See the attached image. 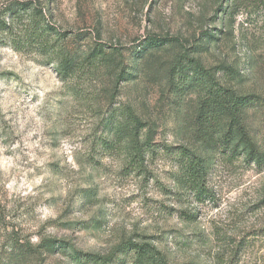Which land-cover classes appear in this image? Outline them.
<instances>
[{"label":"rangeland","instance_id":"obj_1","mask_svg":"<svg viewBox=\"0 0 264 264\" xmlns=\"http://www.w3.org/2000/svg\"><path fill=\"white\" fill-rule=\"evenodd\" d=\"M37 1L67 33L79 69L61 79L44 57L14 50L0 33V264H68L63 246L105 253L160 235L176 263L208 261L223 241H251L239 264L264 258V168L212 159V199L198 201L177 187L174 161L162 152L137 175L125 155H103L97 145L110 137L109 116L129 105L159 147L182 144L211 160L193 133L200 90L175 76L199 63L260 97L244 118L262 146L264 0ZM96 46L113 61L86 63Z\"/></svg>","mask_w":264,"mask_h":264},{"label":"trees","instance_id":"obj_2","mask_svg":"<svg viewBox=\"0 0 264 264\" xmlns=\"http://www.w3.org/2000/svg\"><path fill=\"white\" fill-rule=\"evenodd\" d=\"M0 33L4 35L2 43L9 44L14 50H31L44 57L55 66L54 70L61 79H67L79 69V64L64 45L67 33L56 29L50 12L37 0H10L5 3L0 10ZM146 41L148 44L156 43L153 39ZM158 41L164 43L166 40ZM112 54L96 46L84 60L91 64L97 59L113 61ZM124 65L122 60L113 64L114 68L120 67L118 80L123 77ZM218 68L225 69L231 78L235 77L232 68L222 65ZM185 71L181 75L179 70L175 76L180 75L188 88L200 90L193 133L196 140L211 150V160L182 144L159 147L153 140L150 127L136 116L129 105L113 111L105 124L110 137H101L97 145L102 147L103 155L113 152L125 155V165L137 175L146 173L148 157L162 152L174 161L176 170L171 175L177 187L198 201H209L213 195L208 186L214 165L212 159L219 157L218 161L223 164L238 160L257 171L264 168V143L261 146L255 141L244 118L245 109L257 105L260 97L237 92L216 76L215 69H206L199 63ZM166 241L163 235L143 236L139 240L121 241L105 253L86 252L70 246H63L61 252L69 260L68 264H239L251 243L250 240L235 244L223 241L208 261L176 263L158 246V243ZM257 263L264 264V258H258Z\"/></svg>","mask_w":264,"mask_h":264}]
</instances>
